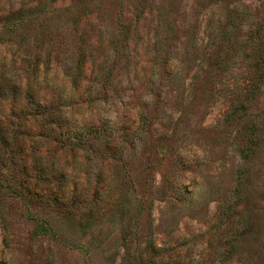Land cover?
Here are the masks:
<instances>
[{
    "label": "rangeland",
    "instance_id": "obj_1",
    "mask_svg": "<svg viewBox=\"0 0 264 264\" xmlns=\"http://www.w3.org/2000/svg\"><path fill=\"white\" fill-rule=\"evenodd\" d=\"M0 264H264V0H0Z\"/></svg>",
    "mask_w": 264,
    "mask_h": 264
},
{
    "label": "trees",
    "instance_id": "obj_2",
    "mask_svg": "<svg viewBox=\"0 0 264 264\" xmlns=\"http://www.w3.org/2000/svg\"><path fill=\"white\" fill-rule=\"evenodd\" d=\"M245 110L246 109H245V106L243 105V103L239 102L238 104L233 106L232 112L227 118H229L230 120L237 123L238 121H240L242 119L240 112H244ZM43 228H44L43 230L45 232L47 229H45L46 227H43ZM38 232H43V231L37 230L36 233H38Z\"/></svg>",
    "mask_w": 264,
    "mask_h": 264
}]
</instances>
